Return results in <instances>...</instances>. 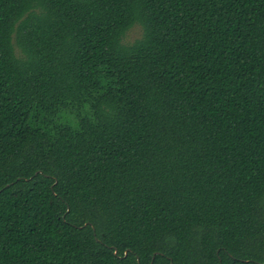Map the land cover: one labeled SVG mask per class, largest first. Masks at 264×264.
Wrapping results in <instances>:
<instances>
[{
  "label": "trees",
  "instance_id": "trees-1",
  "mask_svg": "<svg viewBox=\"0 0 264 264\" xmlns=\"http://www.w3.org/2000/svg\"><path fill=\"white\" fill-rule=\"evenodd\" d=\"M0 264H264V0H0Z\"/></svg>",
  "mask_w": 264,
  "mask_h": 264
},
{
  "label": "rangeland",
  "instance_id": "rangeland-1",
  "mask_svg": "<svg viewBox=\"0 0 264 264\" xmlns=\"http://www.w3.org/2000/svg\"><path fill=\"white\" fill-rule=\"evenodd\" d=\"M142 36V28L137 25L127 35L125 42L132 43Z\"/></svg>",
  "mask_w": 264,
  "mask_h": 264
}]
</instances>
